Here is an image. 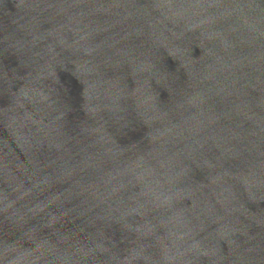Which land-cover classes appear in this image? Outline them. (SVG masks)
Masks as SVG:
<instances>
[{
  "label": "water",
  "instance_id": "water-1",
  "mask_svg": "<svg viewBox=\"0 0 264 264\" xmlns=\"http://www.w3.org/2000/svg\"><path fill=\"white\" fill-rule=\"evenodd\" d=\"M0 264H264V0H0Z\"/></svg>",
  "mask_w": 264,
  "mask_h": 264
}]
</instances>
